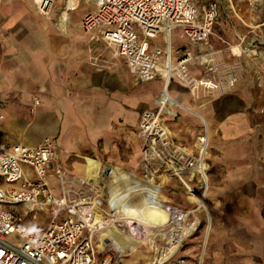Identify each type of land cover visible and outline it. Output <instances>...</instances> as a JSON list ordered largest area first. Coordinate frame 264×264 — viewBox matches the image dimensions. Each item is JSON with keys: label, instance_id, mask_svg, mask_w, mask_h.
<instances>
[{"label": "crops", "instance_id": "1", "mask_svg": "<svg viewBox=\"0 0 264 264\" xmlns=\"http://www.w3.org/2000/svg\"><path fill=\"white\" fill-rule=\"evenodd\" d=\"M195 2L200 13L209 4L221 2L220 14L225 20L221 24L216 23L206 45L191 42L181 28H176L170 38L174 63L181 59L178 54L181 50L193 56L216 51L229 56L228 46L251 41L254 31L258 36L259 33L264 36V17L261 25L257 26L248 4L241 0ZM86 4L94 8L85 10L74 21L71 17L65 19L62 12L66 5L58 7L56 0L49 16L40 12L38 0H0V101L4 117L0 119V144L35 148L44 140L52 139L59 148L61 161L72 175L92 179L115 171V175L109 178L111 186L121 185L128 178L130 184L124 190L129 192L128 199L141 197L148 200L146 189L150 188L133 181L138 182L143 177L142 148L138 136L143 112L158 111L165 104L167 93L178 103L175 104L185 108L174 102L166 103L167 126L179 144L196 153L195 142L204 133L205 126L198 115L211 122L212 140L218 138L219 141L230 142L245 129L243 115L248 104L247 83L242 81L236 92L223 97L206 93L195 97L174 81L170 86L163 79L137 84L127 63L122 59L113 60L109 53L102 57L105 64L97 65L89 51V37L82 26L85 16L94 13L96 6ZM71 11H66L68 17ZM178 30L181 31L180 38L185 40L183 44L173 41V34ZM160 39H163L164 46L155 43ZM152 45L166 51V34L153 40ZM237 49L246 52L242 46L232 47L236 54H240ZM190 68L196 77H202L206 71V67L200 65H191ZM37 98L41 104L33 113ZM24 171L28 177L34 175L35 178L30 166H24ZM48 183L55 194L60 195L58 180L51 177ZM178 183L163 174L156 185L171 201L169 189L177 187ZM210 185L207 226L209 214L212 220L217 214L218 218L224 215L225 220L239 221L240 224H246L255 215L259 219L257 215L261 212L251 204L258 192L249 190L263 188V183L224 182L222 189L225 191L220 193L215 191L220 187L214 181ZM220 195L223 197H218ZM176 199L182 201L183 194H178ZM19 207L25 208H15ZM123 222L113 224L118 233L107 231L96 235L99 236L95 240L99 258L121 245L127 255L117 264H151L156 258V246L165 244V238L152 233L155 235L153 241L147 240L136 252L137 247L132 248L127 242L137 234L131 230L130 222ZM240 231L235 230V234H240ZM191 243L192 247L180 254L185 259L184 264H257V254L253 263L248 261V255L233 257L231 253L234 251L223 250V247L211 255L206 251L203 257L204 251L201 254L199 250L200 238H194ZM239 252L249 253L243 244ZM260 258L263 262L264 259Z\"/></svg>", "mask_w": 264, "mask_h": 264}, {"label": "built area", "instance_id": "2", "mask_svg": "<svg viewBox=\"0 0 264 264\" xmlns=\"http://www.w3.org/2000/svg\"><path fill=\"white\" fill-rule=\"evenodd\" d=\"M38 1L40 12L49 16L55 8V0ZM83 1L96 6V11L86 15L82 22L95 64H105L102 57L109 53L113 60L122 59L127 63L138 83L163 79L169 85L174 81L195 97L201 93L222 96L236 86L237 74L225 67L221 69L222 64L216 61L215 57L221 52H213L211 59L209 53L193 56L181 50L178 52L181 59L174 63L172 50H168L171 47L169 41L166 51L152 45L163 33L170 40L176 28H181L191 42L208 44L220 16L221 2L209 4L200 13L195 0ZM241 1L248 4L257 26L261 25L264 0ZM256 41L260 42V39L256 38ZM197 62L206 67L202 77H196L190 71V66ZM168 102H171L169 97L158 111L142 114L138 132L143 157L141 181L156 185L158 178L166 174L176 179L188 194L200 195L203 191L205 195L209 180L197 168L210 144L207 127L198 138L196 155L179 144L169 130L165 116ZM40 104L37 98L33 113ZM2 109L0 101V119L4 118ZM24 166L34 170V179L26 175ZM111 174L92 179L72 175L61 161L59 148L52 139L44 140L35 148L0 144V264H117L125 255L112 250L99 258L95 242L96 235L103 232L96 222L97 217L110 223L118 213L109 194ZM51 177L58 180L60 195L50 187L48 180ZM164 205L170 212L167 224L147 232L131 229L136 234L157 233L165 238L164 246H156L157 257L151 264H172L184 242L201 225L196 215L199 207L185 210ZM18 206H24L28 212L46 213L50 218L48 226H23V218L14 212ZM180 237L183 239L178 247ZM168 247L170 249L166 251ZM184 263L182 260L181 264Z\"/></svg>", "mask_w": 264, "mask_h": 264}, {"label": "rangeland", "instance_id": "3", "mask_svg": "<svg viewBox=\"0 0 264 264\" xmlns=\"http://www.w3.org/2000/svg\"><path fill=\"white\" fill-rule=\"evenodd\" d=\"M210 1L212 0H202V2ZM56 2L58 7L63 6L64 8V6L66 5L64 11H61L66 20L70 19L71 17L72 20L76 21L81 17L85 10L91 11V9L94 8L92 5H87L83 0L76 3L75 6L72 5L70 0H56ZM67 10H72L69 17L68 14H66ZM224 20L225 18L221 17L220 14L217 22L221 24ZM180 33L181 31L178 30L173 34V41L175 44L185 43V40L180 38ZM256 38H259L260 42H257ZM155 43L164 46L163 39H160V41H156ZM234 46H242L246 50V52L242 54L241 49H237V51H240V54H242V56H240V54H236L234 50H232V47ZM91 49L92 46L89 41V51L92 54ZM228 49L230 50L228 52L230 54L229 56L223 55V53H219L215 58L219 64H222L221 69L225 67L226 69H230L237 74L238 82L236 86L228 93L217 97H223L229 94H233L234 92H236L238 86L242 81L247 83V87L249 90L247 95L248 104L246 105V110L243 115L245 118V129L239 136H237L230 142H224L219 141L218 138H216L215 140L211 139L212 125H210V144L208 150V159L205 162V166L208 170L209 176V191L205 193L208 203V209L207 211L205 209L198 210L196 215L201 223L200 228L192 237L184 242L181 251L171 262L172 264H181V261L185 260L181 258L180 254L192 247L191 240L196 237L200 238L199 250L201 254L203 253V251L204 254L207 251V254L211 255L217 249H219V247H223V250L234 251L231 253V256L233 257H244L248 255L249 262L251 261L254 263L257 261V264H261L262 261L260 260V257L264 259V185L263 188L249 190L251 192H258L257 198H253L251 204H253L254 207L256 205L258 211L261 212L259 213L260 215H257L259 219H256L255 215V217L249 219L246 224H240L239 221L225 220L223 218L224 215L220 216L222 218H218V215L214 214V219L212 220L213 226L208 234V196L211 192L210 184L212 181L215 182L217 187H220L215 190L218 193L225 191L224 189H222V187L225 186L224 182L229 181H257L264 184V36H262L261 33H259L258 36L254 31L251 35V41L228 46ZM192 65L196 66L199 64L197 62L193 63ZM136 83L140 84L137 81ZM198 116L202 120L203 116ZM203 131L205 132V126L203 128ZM200 136H198L196 139L195 148ZM195 154L198 155L197 149ZM31 178L33 179L34 175H32ZM135 183L150 188L146 189L149 193V199L144 200L140 197L130 205L138 206L144 211L146 210L148 212L147 216H150V212L152 213V216L144 219L145 221L141 219L139 221H135L134 219L129 218L131 220L130 226H132L136 230L145 229L147 226H153V229H158L167 224L169 221L167 220V214L164 213L163 210H161L165 203H167V205H174L179 207L182 206L183 209L187 208L186 210H194L198 209L199 207L198 204L193 203L189 200L190 195L180 183H178L177 187L169 189V194L172 199L171 201H169L168 198L162 192H160V188L157 185H149L141 180H139L138 182L135 181ZM228 191L232 192L236 190ZM180 193L183 194L182 201H178L176 199V197ZM200 195L203 196L204 192H200ZM218 197H223V195H220ZM14 210L17 215H20V217L23 218V226H41L42 228H46L50 222V218H48L46 213L39 211L28 212L27 209L23 207L14 208ZM210 216L211 214L208 215V217ZM133 221H135V223ZM218 227L221 228L220 231ZM239 229H241L240 234H235V230ZM98 237L99 236L95 237V240H98ZM154 238V234L144 236L137 233V237L135 236V238L133 239L136 240V244L140 240L144 241V244H146L147 240L153 241ZM206 241L207 244H205ZM241 244L247 246L249 251L248 254L239 252ZM164 245L165 244L158 245V247H162ZM141 247L136 252H138ZM255 254L258 255L257 260L255 259ZM155 255L157 257V253H155ZM262 263L264 264V260Z\"/></svg>", "mask_w": 264, "mask_h": 264}, {"label": "bare ground", "instance_id": "4", "mask_svg": "<svg viewBox=\"0 0 264 264\" xmlns=\"http://www.w3.org/2000/svg\"><path fill=\"white\" fill-rule=\"evenodd\" d=\"M70 1H71V3H72L73 6H75L76 3L80 2V0H70ZM168 41L170 43L169 37H168ZM168 50L170 51L171 50V47H169ZM241 51H242V49H241ZM242 53H243V51H242ZM213 54L214 53L211 52V53L208 54V56L212 59L213 58ZM171 83L169 82V86H170ZM168 94H169V92H168ZM167 97H168V95L166 93L165 99H167ZM169 101L174 102V104L177 103L176 101L171 100V98H169ZM202 121L204 122L205 126L207 127L208 136H209V127H210L211 123H210V121H208L204 117H202ZM208 150H209V145L207 147V153L203 152V154H202V158L199 161V165H198L197 171L200 174L204 175L209 180L208 170H207V168L205 166V162L208 159ZM114 175H115V171H113V173L111 175V178ZM133 181L135 182L134 179H133ZM108 183H109V181H108ZM129 184H130V181H129L128 178H127V180L126 179L123 180V182H122L121 185L118 184V185H112L111 186L109 184V194H110V196L112 198V202H113L112 205H113V207L116 210H118V213H117V215L114 217V219L110 223H104L101 220L100 217H97L96 222H97V224H99L101 226V228H103V230H102L103 232L113 231V232L118 233L119 230H117L113 226V224L119 223L120 221H123V220H126V222H131V220L129 218H132L135 221H139L140 219L143 220V221H145L144 219H146L147 217L152 216V213L151 212L149 213L150 216H147L148 215V212L146 210L144 211L141 208H139L138 206L130 205L131 203H134L135 202L136 198L135 197L134 198L130 197L128 199V193L129 192L124 191V190H125V187L127 185H129ZM149 185H152V184H149ZM208 191H209V188L206 191V193ZM189 195H190L189 200L191 202L198 204L199 209H205L207 211V209H208L207 208V204L208 203H207V198H206L205 195L200 196L197 193H193V194H190L189 193ZM161 210H163V212L167 214V217H168L167 220H170V212L167 210V208L165 207V205L163 206V208ZM135 221H133V222L135 223ZM208 225H209V227H208V234H209V232L211 231L212 226H213V221H212V217L211 216L208 217ZM152 228H153V226H149V227L147 226L145 229H141V230L140 229H137V231L140 230V232H147L149 229H152ZM185 236H187V235H185ZM133 238H135V236H133L130 240H128L127 245L132 246V248L137 247L136 250H135V251H137L144 244V241L140 240L136 244V240L133 239ZM182 239H183V237H180V239L177 240V246L178 247L180 246V243H181V240ZM205 244H207V241L205 242ZM169 249L170 248L168 247L166 249V251L169 250ZM115 250L118 253H120V254L127 255V251H125V249H123V247H121V245L118 246V247H115ZM204 256H205V254L203 255V257ZM203 257L201 258L202 261H203Z\"/></svg>", "mask_w": 264, "mask_h": 264}]
</instances>
